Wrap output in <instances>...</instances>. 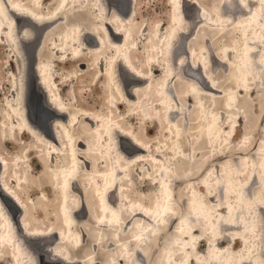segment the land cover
<instances>
[{
	"label": "bare ground",
	"instance_id": "6f19581e",
	"mask_svg": "<svg viewBox=\"0 0 264 264\" xmlns=\"http://www.w3.org/2000/svg\"><path fill=\"white\" fill-rule=\"evenodd\" d=\"M57 1L55 7L48 9L43 6V0H0V39L6 38L20 59L19 72L14 85L15 92L11 99H6V118L8 120L6 123L10 132L15 130L22 135L27 133L33 137L37 143L33 147L39 152L36 156L37 160L51 172L49 177H51L52 183L49 185L57 193H60L59 208H57L59 210L54 216V224L50 226L37 225L35 221H39V219H34L28 201L23 200L18 192L24 183L29 182L31 174L28 164L30 163L23 164L25 163L23 158L26 156L16 155L8 160L7 157L0 154V194L19 211L17 221L13 222L10 213L0 200V250L5 249L14 264H37L32 247L38 249L43 244L48 246L44 249V253L49 255L48 258L46 257L47 261L54 264H140L148 262L144 251L145 245L149 244L148 238L153 229L161 225L159 222L168 219V217L171 223L175 218H179V222L185 221L184 216L175 213L176 198L173 201L170 198L172 192L168 182L176 181V178L171 175L174 168L172 167L171 172L169 170L171 168L166 164V155L172 154V149L175 150L174 154H178L177 158L182 157L181 160L184 159V156L186 157L188 151L195 150L198 154L197 150L199 149L196 150V144L199 139L200 142L212 146V142L219 138L220 133H225L228 129V126L220 125L217 114L211 109L214 101L212 102L210 98L209 106L204 103L206 97H214V94L223 92L214 86L215 79L212 77L214 70L211 65L216 62L225 64L227 67H231L232 76L237 73L238 77L235 75V78L240 83L237 85L239 86L238 93L247 90L249 78L252 75L256 76L260 69L258 60L261 59V56L256 60L258 51L253 52V48L256 46L248 41V39L251 40V37L248 34L245 35L246 25L242 30H239V26L237 28L244 38L242 45L239 47L236 41L232 44V49L226 47L228 51L225 54V61L219 60L214 54L211 58L210 49L208 50L209 55L204 53L202 56L203 66L202 63L197 65L194 60L192 62L195 65H192L190 59L196 51L190 46L189 48L185 47V51L181 52L185 37H188V40L194 36H191L188 31L189 25H191L190 21L193 19L190 11H192V7L199 10L197 17L201 25L208 21L209 15V21L213 25H220L224 22L226 24L233 23L234 26L236 24L243 25L252 19L254 23L257 21V25L264 27V18L261 19L264 0H221L215 15L207 14L206 8L200 6L198 0H173L171 14L166 25L168 31L170 30L169 35L160 33L164 29L163 24L154 33L157 42L151 39L152 43L148 48L150 51L147 59L151 60V64L155 68L149 70L140 68L141 66H138L132 58L131 50L136 38H133L132 35L131 20L135 14L136 0H107V3L106 0H95L96 6L87 10L80 8L72 12L68 10V7L71 6L70 0ZM86 1H88L87 4H90L89 0H84L83 3ZM92 10L98 11L95 19L90 14ZM201 11L202 15H200ZM79 20L93 21L97 27L88 28L74 22ZM221 25L223 26V24ZM256 34L257 31L255 36ZM46 46L49 48L53 61L65 64L71 60L77 63L80 69H82L81 66L87 64L85 56L91 52L95 53L94 57L100 60L97 62V81L104 79L108 92L110 106L106 114L76 108L63 100L57 91L58 84L53 73L55 69L52 72V61H46L44 58ZM30 50L35 53L36 62L33 69H31L32 60L29 59L28 53ZM231 52L235 53L233 56L237 58L235 65L230 60ZM161 57L167 61L168 70L166 77L156 83V73L163 70L162 67H159ZM202 69H205V73ZM30 70H33L35 79L38 81L37 86L43 92L45 100L42 103L54 114V119L52 118L49 123L50 132L47 134L38 131L28 119L29 90L27 87ZM178 74V79H183L179 82L186 87L180 92L172 83ZM122 75L125 83H131V87H128L129 90L124 89L120 82L119 76ZM95 87H97L96 84ZM190 89L193 91L191 92ZM233 89V87L229 88L232 91L226 94V102L223 103L224 107H228L227 109L235 108L234 105L238 106L240 102L238 94L235 95ZM185 92L188 94L183 96ZM33 98V100L36 99V97ZM176 98H184L189 106L192 103L197 104L193 114L189 117L186 116L187 111L185 112V108L179 106ZM124 103L137 105L136 108L139 111L145 108L149 109L148 114H150L153 123L147 128L144 135H137L131 128L125 127L121 123L124 117L119 112V108ZM29 111L31 113L30 107ZM242 117L239 115V122ZM81 118H84V121ZM37 119L39 120V118ZM160 125L162 129L167 130V134H163L166 136L164 139L167 142L154 151L158 143L148 141V133ZM124 141L129 142L131 147H127L130 150L125 148ZM40 145L45 147L44 152L40 149ZM55 157H58L56 166L54 167L52 164L49 166L48 163L55 162ZM146 161L151 165V170L160 185L159 194L151 199L149 205L131 197V173H135V170L138 171L136 167L133 169L131 167L139 165L141 162L146 165L148 164ZM10 167L14 168L12 175L15 178L11 179V182L8 178ZM256 168H259L261 174L258 179L254 176L250 180V174L244 180L236 178L239 180L240 186L238 182L230 184L231 190L235 191V198H238L235 204L230 206L232 214L228 216V214L217 212L211 216L215 215L211 222L212 226L217 228V232L218 230L223 232V230H244V227L249 223L246 222L247 220L245 221L244 214L250 207L256 213L255 215H258L261 228L257 232L251 230L255 236L244 250L246 254L237 255V262L241 261V264H259L260 256L250 257V253L255 248L258 250L259 244L261 248L264 247V196H261L257 191L249 194L254 183H261L260 179L262 180L261 187H264V171L259 166ZM194 178L196 177L189 179ZM231 180L228 178L226 184ZM206 181L199 185V189L205 188V186L210 187L208 180ZM223 184L225 185V183ZM237 184L239 187L236 186ZM209 190L211 189L209 188ZM193 195L190 199L192 201L196 199L193 211H197L196 213L200 214L199 217L202 218V221L209 224L210 219H206L204 216H210V208L205 202L195 197L196 193ZM212 196L211 194L210 198ZM254 205L256 206L254 207ZM189 207L191 212V206L189 205ZM12 212L11 214L14 215V211ZM249 212L251 213L250 210ZM189 215L191 214H186V216ZM86 218L89 219V222H82V219ZM156 220H158L156 227L151 228ZM90 221L95 226H91ZM176 226L177 230H180L179 224ZM128 229H130L129 241L123 236ZM189 229L178 231L176 243H174V239L170 238L163 240L164 242L173 241L175 246L166 247L163 254L165 257L161 264L192 263L194 257L190 253L192 246L190 247L189 244L196 230L191 233ZM105 232L109 235L107 243L117 250L116 257L113 256L109 261L103 262L74 258V252L79 251L87 242L93 244L91 247L99 246L102 239L100 237ZM244 239L243 235L236 237L234 244L238 240L244 242ZM223 241L224 239L213 246L216 251L213 255L215 257L213 259H216L214 263L232 264L234 261L231 259H235L234 255L224 253L226 250L224 251V248L220 246ZM129 258H132L133 261H130ZM187 260L189 261L186 262ZM231 261L233 262L231 263ZM42 264L44 263L42 262Z\"/></svg>",
	"mask_w": 264,
	"mask_h": 264
},
{
	"label": "rangeland",
	"instance_id": "374dc122",
	"mask_svg": "<svg viewBox=\"0 0 264 264\" xmlns=\"http://www.w3.org/2000/svg\"><path fill=\"white\" fill-rule=\"evenodd\" d=\"M83 1L84 0H70L71 6L68 7V10H70L71 12L73 10L80 8L87 10L89 8H92L93 6H96L95 0H89L90 4H87L88 1L84 3ZM172 1L173 0H136L135 14L132 17L133 21L131 20L132 35L133 38H136V42L133 44L132 46L133 48L131 47L132 48L131 51H132V58H134L135 63L138 66H141L140 68H144L145 70H149L150 68L153 69L155 68V66L151 64V60L147 59L148 52L150 51V50L148 51V48L151 46L152 43L151 39H153L154 42H157L154 33L157 30V28H159L163 24H164V29L160 33L161 34L166 33L169 35L170 30L168 31L167 29L168 26L166 25L169 20V15L171 14ZM57 2H58L57 0H43V6L48 9H51V7L53 8L57 5ZM220 2L221 0H198V4L206 8L205 12L207 14L212 13V15L216 14V10ZM262 8L263 9L261 11L262 13L261 19L264 18V13H263L264 7ZM198 11L199 10L197 8H193V7H192V11H190L192 14V18L194 20L192 19L190 21L191 25H189L188 31L190 32L191 36L192 35L194 36L192 38H189L188 40H187L188 37H185L186 39L182 44L184 46H182L181 48V52L185 51V47L189 48L190 46L194 51H196V53L193 54L192 59H190L192 65H195L192 62L193 60L197 65L199 63L201 64L203 61L202 56L204 53L206 55H209L210 53L211 58L213 57L214 54V56H216L219 60L225 61L226 60L225 54L227 53L229 48L231 49L233 48L232 44L234 42L237 41L239 47L242 45L244 38H242L240 33L237 31V28L239 26V30H242V28H244V26L246 25L248 29L246 27L245 35L247 36L248 34L251 37L250 38L251 40L248 39V41L254 43L256 46V48H253L254 50L253 52L255 53L256 51H258L256 60L260 59L259 56H261V59L258 60V62H260L259 64L260 69L259 72L256 73V76L252 75L251 78H249L247 82V84H249L247 90L238 93L239 86L237 85H240V83L237 80V78H235L236 76L238 77V75H236L237 73H235L234 76H232L231 67H227V65L225 64H220L216 62L213 65H211V67L213 66V70H214L212 74V77L215 79L214 86L218 87L223 92L222 94L219 93L214 94V97H206L204 99V103L207 106H209L211 103L209 102L210 98L212 102L214 101L212 103L213 106L211 105V109L214 110L215 114H217L220 125L222 127L228 126V129H226L225 133L223 132L220 133L219 138H217V140L212 142L213 143L212 146H208L206 143L200 142L199 139L196 144L197 147L196 150L199 149L197 150L198 154H196L195 150H191L192 152L188 151L186 152L187 158L184 156V159L181 160L182 157L177 158L178 154H174L175 150L172 149V154L166 155L165 157L166 160L165 159L164 160L166 161L167 166L171 168L169 169L170 171L174 168L172 170L173 172L171 171L173 173V174L171 173V175L173 176V178H176L177 181L176 182L170 180L168 182L172 192L170 198L172 199V201L174 198H176L175 213L179 214L180 216H184V220L187 221L179 222V218H175L174 222L171 223V220H169L170 218L168 217V219H165L164 221H160L159 223H161V225L156 227L158 222V220H156L154 224L151 226V228L156 227V229L158 228V230H156L155 228L153 229V232L148 238L149 244L145 245V250H144L146 256L148 257V262L146 261L140 264H161L164 260L163 258L165 257V255L163 254L165 253L166 247L168 246L174 247L175 246L174 243L178 241L176 240L177 239L176 235L178 236V231L181 232L183 231V229L187 230L188 228H190L189 230L191 231V233L194 230H196L194 232L195 235L189 244L190 247L192 246V248L190 249V253L194 257L192 263L190 264H198L197 262H199L200 264L203 263L216 264L214 263L216 262V259H213L215 258L213 257V255L216 253V251H214L213 249V246H216V243L222 239H224V241L220 244V246L224 248V251L226 250V252L224 253L226 254L230 253V255H234L233 258L235 259H231L234 262L231 261V263L233 262L232 264L234 263L241 264L242 263L241 261L237 262L238 260L237 255H241L242 253L246 254V251L244 250H246V248L248 247L250 243L249 241L255 236L253 232H257L261 228V224L259 223L260 221L259 217L258 215H255L256 213L252 211L251 207L250 209H246L247 213L244 214L245 221L247 220L246 222H249L250 224L247 223V225L245 226L246 228L244 227V230L242 231L223 230V232H219L218 230L217 232V228L215 226H212L211 223L215 215L213 217L211 216L212 214H216L217 212L222 214L224 213L228 214V216L232 214L231 213L232 208H230V206H233V204H235V201L238 200V198H235L234 196L235 191L231 190L230 188L231 187L230 184L232 182L235 184L239 181L237 180L238 178L244 180L247 177H249L250 174H251L250 180H252L254 176L256 177V179H258L259 176L261 175L259 168H256L258 166L261 168V170L264 171V164L260 163V162L264 163V62H263L264 61V27L263 25H257L258 22L255 21L254 23L252 19H250L251 21L248 20L250 22H247L243 25L236 24L234 26L233 23L226 24L225 22L221 23L223 24V26L221 24L213 25V23L209 21L210 20L209 15H208V21L210 23L207 21L201 25L199 24V19L197 17ZM97 12L98 11L92 10L90 13L92 17H94V19L97 17ZM202 13L203 12L201 11L200 15H202ZM74 22L79 23L83 26H87L88 28H93V26L94 28L97 27V24H95V22L93 21L85 22L84 20H79ZM229 24L232 26H230ZM228 26L231 28L229 29ZM256 31L257 34L255 36ZM252 36H254L255 38L254 37L252 38ZM160 45L161 42L159 46ZM226 47H228V49ZM208 50H210V52ZM28 53L31 57L33 51L31 52L30 50V52L28 51ZM45 53H46V56H44L45 60L52 61V65H51L52 72L55 69L53 73L55 74L54 77H56V83L58 84L57 91L61 94L63 100L66 103L73 105L76 108L79 107L80 109H89L96 113L97 112L101 114L107 113V109L110 106V104H108V92L105 87L104 79H100L99 81H97L98 80L97 79L98 75L96 74L97 62H99L100 60L99 59L97 60V58L94 57L95 53L91 52L85 56L87 64L86 66H81L82 69L78 67L79 65L77 63H74L71 60H68V62L65 64L62 62L53 61L50 57L51 54L47 46ZM105 54H109V53H105ZM233 55H235V53L231 52L230 60L232 64L235 65L237 63V58H235V56ZM160 60L161 63H159L160 64L159 67H162L163 70L156 73L157 74L156 83L160 82L162 78L166 77L168 70L167 61H165L163 57H161ZM19 63H20V59L16 55L15 50L13 49L9 41L6 38H4L3 40L0 39V154L2 156H5V158L7 157L8 160H10L12 157L16 155L18 156L22 155L23 157L26 156L23 158L25 160V163L23 164L27 165V163H30L28 165L30 166L31 175L29 176L28 179L29 182L24 183L22 185V188H20L18 192L23 198V200L28 201L29 207L31 208L30 212H32L31 215L34 217V219L35 220L39 219V221H35V223L39 226L40 225L50 226L54 224L55 222L54 216L58 213L59 210L57 208H59L60 193H57L52 188V186L49 185L52 183V179L51 177H49L51 176L50 174L51 172L45 166H42L41 163H39V161L37 160L36 156H38L39 152H37V150H35L34 148L37 143L33 139V137L27 133L22 135L15 130L10 132L9 126L6 123L8 121L6 118V111H7L6 99L7 98L11 99L13 97V93L15 92L14 85H15L16 77L19 72ZM98 65L100 66V64ZM201 65L203 66V63ZM208 67L209 65L207 66V69ZM202 71L204 72L205 69H202ZM178 77L179 74L175 77L172 83L176 87V90L180 92L182 89L186 87L185 85L179 82L182 81L183 79L179 80ZM30 78L33 80V74ZM119 79L124 89L126 88V90H129L128 87H131V83L130 84L125 83L123 80V75L119 76ZM95 84L97 85V87H95ZM232 87L234 88L233 92H235V95L238 94V99L240 101L238 104L239 107L234 105L235 108L227 109L228 107L227 108L224 107L223 103L224 101L226 102V97H227L226 94L232 91L229 90V88ZM190 90L191 92L193 91V89ZM187 94L188 93L185 92L183 96ZM72 98H74L75 100ZM176 99L177 102L179 103V106L184 107L185 112L187 111L186 116L189 117L191 114H193V111L196 109L195 106L197 104L192 103V105L189 106L184 98L181 99L176 98ZM136 106L137 105L131 103L121 104L119 108V112L124 117V120L121 123L125 125V127L131 128V130H133L137 135L141 136L146 133L147 128L153 123V121L149 116L150 114H148L149 113L148 108L139 111L136 108ZM240 106L242 107L240 108ZM32 107L33 105L31 104L30 108ZM32 112L33 111H31V113ZM31 113H30V117L32 122L37 127L39 126L42 131L46 132V134L49 133L50 130H48L47 128V123L45 119H43L41 115H39V113L36 114L37 112L34 114ZM49 114L53 116V112L50 111ZM229 115L231 116V118ZM239 115L243 116L240 122L238 120ZM37 118H39V120ZM81 119L82 121H84V118ZM165 130L162 129L160 125L159 127L157 126L153 128L148 133L149 134L148 141H152V142L156 141L158 143L154 151H156L157 148L162 147L167 142L164 139V137L166 138V136L164 135L167 134V130L166 132ZM9 136L11 137L9 138ZM124 143H126L125 148L131 147L129 142L127 143V141H124ZM44 148H45L44 146L40 145V149H42V152H44ZM192 156L194 157L192 158ZM57 160L58 157H55V162L48 163V165L50 166L52 164L55 167ZM146 162L148 163L146 165L142 164L141 162L139 165L136 166L134 165L131 167L132 169L133 167L134 168L136 167L138 169V171L134 169L135 173L134 172L131 173L132 174L131 197L133 199H138L142 201L144 204L149 205L151 199L154 198V196H156L157 194H159L160 185L157 182L158 179H156L153 170H151V165L149 164L148 161ZM175 165L176 166L179 165V166L176 167ZM13 171H14L13 167H10V169L8 170V173H10L8 174L10 176V177L8 176L10 182L11 179L12 180L15 179L12 175ZM170 171L168 173V177L170 175ZM191 177H196V178L189 179ZM228 178L229 179L231 178L232 180L230 181V183L226 184L227 182L226 180H228ZM206 180H208L210 187L205 186V188L199 189V185L201 183H204V181ZM260 182L262 183L261 179ZM223 183H225V185ZM239 183L240 182H238V184ZM261 183L260 184L254 183V186H252L253 191L252 190L249 191V194H252L254 191H257L261 196H264V187H261ZM238 184L236 186H238ZM209 188L211 190H209ZM194 193H196L195 196L196 198L200 199V201L202 202H205L207 204V207L210 208L209 210L211 214L209 213L208 210L210 216L209 217L206 215L204 216L206 219H210V221L208 222L209 224H206L205 221H202V218L199 217L200 214L196 213L197 211H193V206L195 203L194 200L196 199H194L193 201L190 199L191 197L194 196L193 195ZM211 194L213 195L212 198H210ZM189 205L191 206V210H192L191 212L189 210L190 208ZM255 206L256 205H254V207ZM249 210L251 211V213L249 212ZM186 214H191V215L186 216ZM236 219L237 218L235 217V220ZM86 221L89 222V219L88 218L82 219V222H86ZM215 223L217 222L215 221ZM177 224H179L178 228L180 227V230L179 229L177 230V226H176ZM90 225L95 226L94 223H91ZM129 230L130 229H128L127 233L123 235L128 241L130 238ZM237 232H239L241 236L242 235L245 236L244 239L245 241L243 242L241 240H238V242L234 244L235 238L241 237ZM102 235L100 237L102 238L99 245L100 248L99 246L91 247V245L93 246V244L87 242L79 251H76L77 253L74 252L73 255L74 258L76 260L85 259L88 261L92 260L94 262H103V261H109L113 256L116 257L117 250L115 249V247L107 243V238L109 237L108 233L105 232ZM169 238L174 239L175 240L174 243L173 241L171 242L163 241L164 239H169ZM260 246L261 245L259 244V247L257 248L258 250H256L255 248L254 251L250 253V257L260 256L258 259L260 262L259 264H264V247L261 248ZM129 259L130 261H133L132 258ZM188 261L189 260H187L186 262ZM0 264H14L12 258L9 257V254L5 249L0 250Z\"/></svg>",
	"mask_w": 264,
	"mask_h": 264
},
{
	"label": "water",
	"instance_id": "95a60500",
	"mask_svg": "<svg viewBox=\"0 0 264 264\" xmlns=\"http://www.w3.org/2000/svg\"><path fill=\"white\" fill-rule=\"evenodd\" d=\"M106 3H107V0H106ZM35 53H32L31 57L29 58L30 60H32V65H31V69H33V66L35 64ZM33 74V70H30V76L28 77L29 78V82H28V87L27 89L29 90V97L27 99V103H28V107H27V110L29 112L28 114V119L30 120V123L38 130L40 131L41 133H45L44 131H42L39 127H37L31 120V117H30V111H29V107L31 106V104L33 105L31 109L32 114L36 113L39 115H41V117L43 119H45L46 123H47V128L49 130V123H50V120H52V118L54 119V114L53 116H51L49 113H50V109L47 108L43 103L42 101L45 100L44 98V95L42 94L41 90L38 88L37 86V80L35 79V76L33 74V80L30 78ZM33 93V94H32ZM33 96L36 97L35 100H33ZM41 100V101H40ZM43 110V111H42ZM52 112V111H51ZM48 117V119H47ZM0 200L2 201V204L4 205V207L6 208V210L8 211V213H10V216L13 220V222H15V220L17 221L18 217H19V211L9 202V200H7L4 196H2L0 194ZM10 211V212H9ZM14 211V215L13 212ZM12 212V214H11ZM21 215V214H20ZM29 245V244H28ZM48 247L46 245H41L40 248L36 249L34 247H32V251L35 255V258H36V263L37 264H42V262L44 264H54V263H51L49 261H47V258L49 257V255L47 256L45 253H44V249ZM47 257V258H46ZM46 262V263H45Z\"/></svg>",
	"mask_w": 264,
	"mask_h": 264
}]
</instances>
